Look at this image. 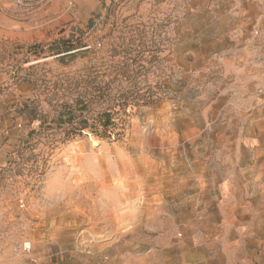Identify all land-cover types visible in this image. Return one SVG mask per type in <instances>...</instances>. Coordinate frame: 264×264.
Wrapping results in <instances>:
<instances>
[{"label": "rangeland", "instance_id": "374dc122", "mask_svg": "<svg viewBox=\"0 0 264 264\" xmlns=\"http://www.w3.org/2000/svg\"><path fill=\"white\" fill-rule=\"evenodd\" d=\"M0 264H264V0H0Z\"/></svg>", "mask_w": 264, "mask_h": 264}, {"label": "trees", "instance_id": "16d2710c", "mask_svg": "<svg viewBox=\"0 0 264 264\" xmlns=\"http://www.w3.org/2000/svg\"><path fill=\"white\" fill-rule=\"evenodd\" d=\"M101 110L96 112L94 115V120L100 124L104 130L108 129L109 125L113 123L111 120L113 115L117 112L112 110ZM89 113V100H84L82 98L74 100L73 103H66L63 105V110L58 113V118L62 122H73V120L78 119L81 123H87Z\"/></svg>", "mask_w": 264, "mask_h": 264}, {"label": "built area", "instance_id": "2783aa9c", "mask_svg": "<svg viewBox=\"0 0 264 264\" xmlns=\"http://www.w3.org/2000/svg\"><path fill=\"white\" fill-rule=\"evenodd\" d=\"M24 1H30V0H24ZM26 247L28 248V247H29V245H28V244H26Z\"/></svg>", "mask_w": 264, "mask_h": 264}]
</instances>
